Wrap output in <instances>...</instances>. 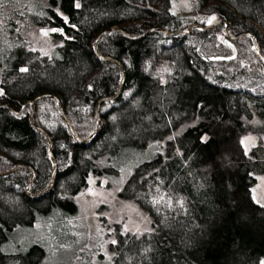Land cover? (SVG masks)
<instances>
[{"label": "trees", "instance_id": "1", "mask_svg": "<svg viewBox=\"0 0 264 264\" xmlns=\"http://www.w3.org/2000/svg\"><path fill=\"white\" fill-rule=\"evenodd\" d=\"M174 1L0 0V174L30 168L31 195L44 192L52 180L47 139L30 122L36 99H59L82 140L99 129L96 112L102 121L96 139L79 145L54 101L35 106L33 123L50 137L57 171L52 190L37 199L26 193L30 172L0 175V264H52L60 227L78 225L77 204L60 195H78L92 175L126 172L119 195L138 202L154 231L118 234L111 258L99 254L93 261L82 249L76 260L57 264L264 261V206L253 197L257 178H264V144L249 152L242 145L251 132L248 123L264 124V64L248 38L235 43L237 63L245 60L240 69L224 71L206 53L223 56L228 49L220 38L230 26L233 37L253 35L264 57V0H193L200 18L195 25L206 27L214 15L225 24L187 36L180 34L190 26L173 12ZM26 28L50 30L64 44L51 60L41 58L28 50ZM154 30L139 41L122 35L142 37ZM106 32L111 34L98 54L120 63L126 77L118 100L97 109L122 83L119 68L95 52ZM160 63L168 68L165 81L155 74ZM239 79L246 84L237 86ZM184 126L190 127L171 140ZM146 153L153 154L140 161ZM156 187L173 202L154 205L149 196ZM20 235L22 243L14 246Z\"/></svg>", "mask_w": 264, "mask_h": 264}, {"label": "rangeland", "instance_id": "2", "mask_svg": "<svg viewBox=\"0 0 264 264\" xmlns=\"http://www.w3.org/2000/svg\"><path fill=\"white\" fill-rule=\"evenodd\" d=\"M193 0H175L173 12L181 18H184L186 23L193 27L196 21H199V14ZM211 18L207 17L206 21ZM195 31V30H194ZM53 32L45 29H25V41L28 50L39 53L41 58L51 60L54 51L63 46L62 41H56L51 36ZM216 36V35H215ZM225 37L220 38V42H224ZM224 51L223 56H230L231 50ZM209 58L217 56L215 52L206 50ZM245 60L237 63V59L230 63H219L220 68L224 71H232L240 69L244 66ZM155 74L160 76L164 81L167 79L168 68L166 64H157ZM238 80L237 86L246 84V82ZM251 132L244 136L242 145L246 152H249L253 147L262 142L264 144V124L258 120H253L248 123ZM190 126H184L176 136L170 137L171 140L180 136ZM87 130L86 137H89ZM162 146L164 144H161ZM153 153H146L140 161H145L151 158ZM103 164L104 161H101ZM100 163V164H102ZM102 164V165H103ZM130 173V172H129ZM129 173H123L119 176L105 175L103 177L91 176V180L87 188L78 195L73 196L70 193L60 195V199H72L79 208V214L76 217L78 225H63L60 227L57 234V247L51 249L50 255L52 264L63 262L71 259H77V253L82 249L84 253H89L93 261L99 254L107 258L112 257L110 246L117 241L118 234H131L138 237L151 234L154 229L149 216L141 209L138 202L125 200L120 197V192L123 189ZM254 200L264 206V178L258 177L257 184L253 188ZM151 202L155 205L171 204L173 199L167 195L161 188H154L149 196ZM23 236H17L14 246L22 243ZM35 242V241H34ZM35 244V243H34ZM17 248V247H16ZM18 250V248L16 249ZM79 259V258H78ZM67 261V263H69ZM264 264V261L262 262Z\"/></svg>", "mask_w": 264, "mask_h": 264}, {"label": "water", "instance_id": "3", "mask_svg": "<svg viewBox=\"0 0 264 264\" xmlns=\"http://www.w3.org/2000/svg\"><path fill=\"white\" fill-rule=\"evenodd\" d=\"M215 18L217 19V16L214 15ZM215 19V20H216ZM215 20H212L210 24H213L215 22ZM225 22L223 21H219L217 22L213 27H201L199 25H195L191 28H189L188 32L186 33H182L180 35L182 36H187V35H190L194 32V30H201V31H205V32H210V31H215L217 30L218 28H220L222 25H224ZM114 31L117 32L116 29H114ZM155 32H158V30H154V31H151L149 33H147L146 35L142 36V37H130L128 35H125V34H122L125 38H127L128 40L130 41H139L141 39H144L146 37H148L149 35L155 33ZM162 33L166 34V35H170V33L166 32V31H161ZM111 32H106L104 33L102 36H100L97 41L95 42V52L98 56V58L103 61V62H107V63H112V64H115L118 68H119V71L122 75V83H121V86H120V89H119V92L118 94L115 96V97H112V98H106V99H103L101 100L98 105H97V109L102 105V104H105V103H111V102H114L116 100H118V98L120 97L121 95V91H122V88L125 84V71H124V68L122 67V65L112 59H109V58H105V57H102L98 54V50H97V47L98 45L103 41L105 40L106 38H108L110 36ZM245 38H248L252 41V51L255 53V55L257 56V58L264 64V57L261 53V50L259 48V46L257 45V42H256V39L253 35H243V36H240V37H233L230 35V26H227L226 30H225V40H226V45L231 49V52L232 54L230 56H216L214 58H212V61L215 62V63H230V62H234L237 58H238V50L235 46V43L236 42H239L240 40L242 39H245ZM3 96V92L2 90L0 89V97ZM54 101L57 105V110H58V114L61 118V120L66 124L68 130L70 131L71 135L73 136L75 142L79 145H88L90 143H92L97 135L100 133V131L102 130V121L98 115V112H96V117H95V121H96V125H99V129H96L94 130V132L92 133V135L89 137V139L87 140H82L80 139L74 129L72 128L71 124L66 120L65 116H64V112H63V107H62V103L59 99H57L56 97L54 96H43V97H40L38 99H36L33 103H32V110H31V116H30V122H31V125H32V128L42 134L43 136L46 137L47 139V142H48V156L49 158L52 160L53 162V177H52V180L50 181V184L48 186V188L40 193V194H36V195H31L30 194V188L35 180V173L30 169V168H26V167H23V166H18L16 167L14 170H12L11 172H8L6 174H0L1 177L3 178H6V177H9L13 174H16L20 171H23V170H26L28 172H30L32 174V178L29 182V185L26 189V193L28 195H30L32 198L34 199H37L39 197H42V196H45L47 195L53 188V183H54V175L56 174V171H57V165H56V162L52 156V153H51V140H50V137L48 136V134L46 132H44L42 129H40L39 127L35 126L34 123H33V117H34V113H35V106L41 102H44V101ZM98 111V110H97Z\"/></svg>", "mask_w": 264, "mask_h": 264}, {"label": "flooded vegetation", "instance_id": "4", "mask_svg": "<svg viewBox=\"0 0 264 264\" xmlns=\"http://www.w3.org/2000/svg\"><path fill=\"white\" fill-rule=\"evenodd\" d=\"M210 19L208 20V22L206 23V27H213V25H215L217 22H219L220 20L216 19L215 22L213 24H210ZM195 26V25H194ZM223 44L229 48L227 45H226V40H224ZM230 49V48H229ZM231 50V49H230Z\"/></svg>", "mask_w": 264, "mask_h": 264}, {"label": "snow or ice", "instance_id": "5", "mask_svg": "<svg viewBox=\"0 0 264 264\" xmlns=\"http://www.w3.org/2000/svg\"><path fill=\"white\" fill-rule=\"evenodd\" d=\"M76 7H79V4H77ZM66 19H67V18H65V20H66ZM215 19H216L215 16H213L209 22L211 23V21H212V20H215ZM22 71H26V69H22Z\"/></svg>", "mask_w": 264, "mask_h": 264}, {"label": "bare ground", "instance_id": "6", "mask_svg": "<svg viewBox=\"0 0 264 264\" xmlns=\"http://www.w3.org/2000/svg\"><path fill=\"white\" fill-rule=\"evenodd\" d=\"M189 30V29H188Z\"/></svg>", "mask_w": 264, "mask_h": 264}]
</instances>
